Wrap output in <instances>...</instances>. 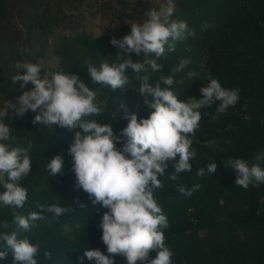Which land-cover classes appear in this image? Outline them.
<instances>
[{
	"label": "trees",
	"instance_id": "trees-1",
	"mask_svg": "<svg viewBox=\"0 0 264 264\" xmlns=\"http://www.w3.org/2000/svg\"><path fill=\"white\" fill-rule=\"evenodd\" d=\"M159 1V5L166 3ZM85 3L90 5L91 0H0V96L16 104L22 94V82L13 83L11 79L16 75L17 62L39 63L42 72L50 70V74H75L96 91L97 102L103 104L102 116L84 119L111 123L118 134L128 123L122 116L123 109H118L121 102L138 119L147 118L154 109L137 92L140 82L131 70L126 91L92 81L87 65L99 70L102 61L111 63L117 54L125 55L110 41L129 34L131 25L119 23L107 33L93 35L83 28ZM171 19L186 21L195 34L176 42L174 52L166 51L158 59L147 57L163 65L160 72L151 74L149 84L155 86L160 75H168L170 68L184 58L190 63L174 77L178 83L173 86L181 100L202 98L200 89L210 79H217L226 89H239L238 102L225 113L216 112L219 101L201 109L200 127L192 137L196 157L191 161V171L172 180L170 161L165 174L158 177L162 187L155 190L154 198L168 218L169 227L163 231L166 246L174 253L172 264H264V183L244 189L235 184V170L226 166L232 158L245 159L250 165L257 163L255 157L264 152V0H175ZM59 29L62 32L57 34ZM49 54L57 59V66L48 70L42 61ZM127 55L133 60L144 59L143 54ZM189 72L193 73L190 78ZM32 87L29 83L24 90ZM34 116L29 111L18 118L14 109L8 108L4 118L10 126L6 142L10 147L28 148L31 144V171L20 181L28 190L23 208L0 204V233L15 231L18 238L38 242V264H78L89 248L107 254L99 227L107 209L93 205L82 188L74 187L68 149L75 132L83 135L82 129L33 124ZM57 154L64 160L63 174L52 176L47 163ZM213 161L217 172L198 177L197 171ZM259 163L264 167V161ZM197 184L201 187L191 196L178 191V186L191 189ZM4 190L0 184V193ZM51 204L72 210L56 217L38 208ZM31 211L41 213L44 219L35 221L28 231L19 229L13 214L26 216ZM3 222L8 223L7 228ZM5 247L0 240V251ZM45 252H51V259L45 258ZM155 255L150 253L152 258ZM114 259L115 264H127L123 256ZM0 264H13L11 250ZM84 264L94 262L85 258Z\"/></svg>",
	"mask_w": 264,
	"mask_h": 264
},
{
	"label": "clouds",
	"instance_id": "clouds-1",
	"mask_svg": "<svg viewBox=\"0 0 264 264\" xmlns=\"http://www.w3.org/2000/svg\"><path fill=\"white\" fill-rule=\"evenodd\" d=\"M174 11L175 0H166L159 10L148 11L142 22L130 24L129 34L121 39H111V44L125 55L117 54L111 63L102 61L99 70L87 65L92 81L111 90L126 91L130 84L127 73L131 70L140 82L137 92L145 98L144 103L154 109L147 118L138 119L137 114L129 112L126 104L121 102L118 109H123L122 116L128 123L118 134L111 123L84 119L102 116L103 104L97 102L96 91L77 75L42 72L41 64L29 61L15 64L16 75L11 79L13 83L22 82L20 89L23 91L16 98V104L5 102L6 107L0 111V184L5 189L0 193V204L23 208L28 190L20 181L31 171V144L21 148L6 143L10 139V126L4 123L8 108L14 109L18 118H23L29 111L35 113L33 124L57 125L70 131L82 129L83 135L80 131L75 132L68 149L73 161L74 187L82 188L93 205L100 204L107 209L99 225L107 254L89 248L84 250L78 264H84L85 258L94 264H115L116 255L125 257L127 264H172L174 253L166 246L163 231L169 227L168 218L154 198L155 190L162 187L158 177L165 174L170 161L174 168L172 180L178 179L182 172L191 171V161L196 157L192 137L200 127L201 109L219 101L216 112L223 114L239 100V89H226L217 79H210L200 89L202 98L181 100L173 86L178 83L174 77L190 63L184 58L170 68L168 75H160L155 86L149 84L151 74L163 68L157 59L166 51L174 52L176 42H183L195 34L186 21L171 19ZM130 53L143 54L144 59L133 60L127 55ZM153 55L157 59L147 58ZM192 75L188 73L189 78ZM29 83L33 87L24 90ZM255 159L257 163L251 165L242 158L229 159L226 166L235 170L236 185L247 189L250 184L256 187L264 183V167L259 163L264 161V152L257 154ZM63 164V157L57 154L47 163V171L52 176L62 175ZM215 172L217 163L213 161L196 174L204 177L206 173ZM200 187L199 184L191 189L178 186V191L191 196ZM38 208L56 217L72 210L58 204ZM13 216V222L23 231L30 230L35 221L44 219V215L36 211L26 216L15 213ZM3 227L7 228L8 223L3 222ZM0 240L6 244L5 251H0V259H5L11 250L13 264H38V242L33 244L27 237L18 238L15 231L0 233ZM151 252L156 253L154 258L150 257ZM44 256L51 259L52 254L45 252Z\"/></svg>",
	"mask_w": 264,
	"mask_h": 264
},
{
	"label": "rangeland",
	"instance_id": "rangeland-1",
	"mask_svg": "<svg viewBox=\"0 0 264 264\" xmlns=\"http://www.w3.org/2000/svg\"><path fill=\"white\" fill-rule=\"evenodd\" d=\"M137 0H91L90 5L86 6V14L83 21V28L90 31L93 35L107 33L111 28L119 23L131 24L142 22L146 19V13L152 9L159 10V0H140L141 5L137 6L134 3ZM124 2L125 4H121ZM130 14V15H123ZM129 12V13H128ZM62 31L56 30L57 34ZM48 70L57 66V59L49 54L42 61ZM46 73L50 74V70ZM5 102H9L5 97L0 96V111L6 107Z\"/></svg>",
	"mask_w": 264,
	"mask_h": 264
}]
</instances>
